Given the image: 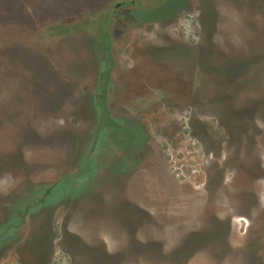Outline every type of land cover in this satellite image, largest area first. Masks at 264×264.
Here are the masks:
<instances>
[{"label":"rangeland","instance_id":"obj_1","mask_svg":"<svg viewBox=\"0 0 264 264\" xmlns=\"http://www.w3.org/2000/svg\"><path fill=\"white\" fill-rule=\"evenodd\" d=\"M0 264H264V0H0Z\"/></svg>","mask_w":264,"mask_h":264},{"label":"flooded vegetation","instance_id":"obj_2","mask_svg":"<svg viewBox=\"0 0 264 264\" xmlns=\"http://www.w3.org/2000/svg\"><path fill=\"white\" fill-rule=\"evenodd\" d=\"M120 4V3H119Z\"/></svg>","mask_w":264,"mask_h":264}]
</instances>
